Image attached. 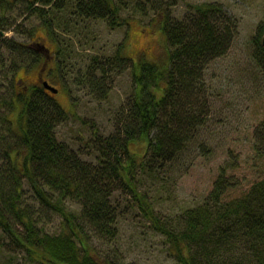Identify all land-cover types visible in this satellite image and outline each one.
Returning <instances> with one entry per match:
<instances>
[{"label": "trees", "instance_id": "16d2710c", "mask_svg": "<svg viewBox=\"0 0 264 264\" xmlns=\"http://www.w3.org/2000/svg\"><path fill=\"white\" fill-rule=\"evenodd\" d=\"M26 1L55 40L63 20L68 26L64 32L81 17H101L111 26L128 23L126 17L121 18V0ZM145 1H152L153 6L159 1L162 7L167 65L146 58L137 67L124 54L122 41L114 54H94L79 68L80 80L104 98L111 88L110 74L133 66L134 91L119 110L114 129L107 135L93 131L87 141L96 162L83 159L80 151L59 139L56 129L68 111L43 84L32 85L30 94H16L21 103L17 125L14 128L7 119L12 134L0 136V143L7 146L1 157L6 163H0V227L10 241L27 251L28 264H119L115 260L119 253L114 251L111 258L110 253L95 251L88 230L113 243L120 215L115 196L122 189L131 192L134 205L164 235L179 264H264V177L246 193L229 196V189L238 184L230 173L235 157L223 166L203 200L177 214L163 218L140 189L147 175L158 185L172 182L186 151L201 146L207 154L212 147L205 148L208 141L202 131L210 114L206 68L226 53L237 30V21L219 1L192 3L182 16L171 15L162 0ZM6 24L7 16L0 13V35ZM258 29L255 56L262 66L263 21ZM3 38L19 65L24 64L21 59L30 57L38 61L37 49L27 41ZM68 48L72 49L59 47L63 53ZM58 74L54 70L51 79ZM8 102L16 107L15 101ZM133 143H145L144 151L132 150ZM253 146L258 155H264V117L255 126ZM18 155H23L22 164ZM27 188L39 208L48 207L61 216L59 230L40 225Z\"/></svg>", "mask_w": 264, "mask_h": 264}, {"label": "rangeland", "instance_id": "374dc122", "mask_svg": "<svg viewBox=\"0 0 264 264\" xmlns=\"http://www.w3.org/2000/svg\"><path fill=\"white\" fill-rule=\"evenodd\" d=\"M121 1L124 4L121 18L126 17L128 23L111 26L101 17H81L76 25L68 24L71 30L63 31L68 30L67 20H63L60 22L63 28L56 31L63 45L72 48L60 53L63 62L59 67L60 76L50 80L59 91L54 93L48 89L68 111L67 118L59 123L56 132L59 139L69 143L81 152L83 159L91 162H96L95 152L87 141L94 136L93 131L107 135L114 129L119 110L134 91L133 66L110 74L111 88L104 98H99L80 80L79 68L94 54H114L122 41L125 42L124 54L137 67L141 59L156 61L162 67L169 60L159 1L155 6L152 1ZM203 1L221 2L237 21V30L226 53L212 59L206 68L210 114L202 131L208 141L205 148L212 147L207 154L202 153L201 146L186 151L176 165L172 182L169 179L158 185L149 181L151 176L147 175L140 187L150 196L163 218L203 200L212 189L218 173L223 166L232 163L233 157L236 158V166L230 169V173L238 184L229 189V196L246 193L250 186L264 177V155H258L253 146L255 126L264 117V65L261 66L255 56L258 51L255 43L258 24L264 22V0H162V4L171 15L182 16L190 4ZM3 3L4 0H0V13L7 16L8 24L5 26L8 27L2 29L0 35V136H10L7 119L15 128L21 110L16 94L23 91L30 94L33 84H41L42 77L48 79L52 63L43 70L42 61L35 63L30 57L21 59L20 64H24L19 66L15 56L12 58L3 37L14 36L20 42L31 41L37 33L45 39L46 30L41 24L42 19L28 7L26 0H6L1 6ZM49 43L52 44L50 40ZM9 100L15 101L14 109ZM4 145L0 143L1 164L6 163L1 158L7 147ZM144 147L145 143L131 145L132 150L139 152L144 151ZM18 156V162L22 164L23 155ZM29 194L28 189V200L33 201ZM115 201L119 202V233L113 243H109L88 230L95 251L110 253L111 258L114 251L119 253L115 258L119 264H179L170 253L164 235L144 217L139 205H134L136 201L131 192L119 189ZM31 203L34 214L40 216V225L50 231L60 229L61 216L56 211L48 207L39 208L37 200ZM27 254L23 246L10 241L0 227V264H28Z\"/></svg>", "mask_w": 264, "mask_h": 264}, {"label": "flooded vegetation", "instance_id": "af4514ba", "mask_svg": "<svg viewBox=\"0 0 264 264\" xmlns=\"http://www.w3.org/2000/svg\"><path fill=\"white\" fill-rule=\"evenodd\" d=\"M83 18H86V17H83ZM45 30H46V28H45ZM45 32H46L45 36L48 39H46V37L44 39V37L42 35L35 33V35L33 37L34 40L27 41V44H28V46L30 45L31 47L32 46L37 47L36 49H37V52L39 53V55H43V57H44V64H45L46 68H47L48 63H52L51 67L49 68L50 71L56 70V72H58V69H59L58 63L61 61L60 53L62 51L59 49V47H60V45L62 46L63 43H60V42L58 43V41H57L58 39H56V40L54 38H51L52 40L49 39V37H48L49 35L47 33V30ZM49 40L52 42V44L49 43ZM43 78L44 77H42V81H43Z\"/></svg>", "mask_w": 264, "mask_h": 264}, {"label": "bare ground", "instance_id": "6f19581e", "mask_svg": "<svg viewBox=\"0 0 264 264\" xmlns=\"http://www.w3.org/2000/svg\"><path fill=\"white\" fill-rule=\"evenodd\" d=\"M10 1L13 2V1H15V0H10ZM4 3H6V0H4ZM7 9H8V8H7ZM42 20H43V19H42ZM42 20H41V22H43ZM127 20H128V19H127ZM41 24H42L43 27H45L43 23H41ZM41 24H40V25H41ZM45 28H47V27H45ZM9 37H11V36H9ZM49 37H50V36H49ZM52 38H53V37H52ZM58 41H60V40L58 39ZM60 43H62V41H60ZM31 44H32V43H31ZM29 46H30V45H29ZM62 46H63V44H62ZM32 47H33V48H37V47H35V46H32ZM62 51H63V50H62ZM62 51H61V53H62ZM98 54H99V53H98ZM105 56H107V55H105ZM42 57H43V55H39V57H38V61H39V63H41L40 61H43V62H42V64H43V70H44V69L46 70L47 68L45 67V64H44V57H43V59H42ZM60 65H61V64H60ZM60 65L58 64L59 67H61ZM52 72H53V71H50V69H48V79L43 78V81H44V80H47L50 84H52V83L50 82V80H51L50 74H52ZM58 72H59V74H58V77H59V76H60V69H58ZM56 75H57V74H56ZM43 81L41 80V84L44 85ZM33 85H34V84H33ZM52 85H53V84H52ZM53 86H55V85H53ZM44 87H45L47 90L49 89V88H47L45 85H44ZM55 87H56V86H55ZM56 88H57L58 91H59V88H58V87H56ZM25 89H27V87H26ZM49 90H50L51 92H54V91H52L51 89H49ZM49 90H48V91H49ZM58 91H57V92H58ZM23 92H24V91H23ZM57 92H54V93H57Z\"/></svg>", "mask_w": 264, "mask_h": 264}, {"label": "water", "instance_id": "95a60500", "mask_svg": "<svg viewBox=\"0 0 264 264\" xmlns=\"http://www.w3.org/2000/svg\"><path fill=\"white\" fill-rule=\"evenodd\" d=\"M261 43L264 46V33H263L262 38H261ZM43 83L47 88L51 89L52 91H54V92L58 91V89L55 86H53L52 84H50L47 80H44Z\"/></svg>", "mask_w": 264, "mask_h": 264}]
</instances>
